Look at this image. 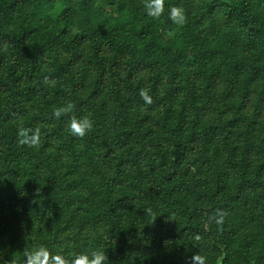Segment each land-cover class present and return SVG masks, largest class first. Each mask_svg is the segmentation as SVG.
Here are the masks:
<instances>
[{
	"label": "trees",
	"instance_id": "16d2710c",
	"mask_svg": "<svg viewBox=\"0 0 264 264\" xmlns=\"http://www.w3.org/2000/svg\"><path fill=\"white\" fill-rule=\"evenodd\" d=\"M97 248L264 264V0H0V264Z\"/></svg>",
	"mask_w": 264,
	"mask_h": 264
},
{
	"label": "clouds",
	"instance_id": "9594fccd",
	"mask_svg": "<svg viewBox=\"0 0 264 264\" xmlns=\"http://www.w3.org/2000/svg\"><path fill=\"white\" fill-rule=\"evenodd\" d=\"M155 10L152 9L149 11V15H153ZM153 18H158L157 16H153ZM186 16L183 17V22L186 23ZM174 22L176 20L174 19ZM182 26V24H181ZM141 97H145L147 95V90L142 89L140 92ZM74 105L71 102H67L62 106H59L53 110L52 115L56 119H60L61 117L68 116V124H67V132L76 138H83L90 132L93 128V121L89 116L76 117L72 115L74 112ZM18 143L21 146H27L29 148H35L39 145V130H31L21 128L18 130ZM150 212V210H147ZM221 221H218V223ZM31 264H46L44 257L39 252L27 253L26 254ZM197 254L193 257L196 259ZM64 264H69L68 261H64ZM70 264H109L108 256L106 254V250L102 249H92L90 252L86 254H80L73 259Z\"/></svg>",
	"mask_w": 264,
	"mask_h": 264
}]
</instances>
